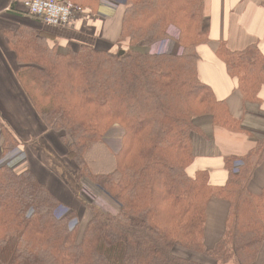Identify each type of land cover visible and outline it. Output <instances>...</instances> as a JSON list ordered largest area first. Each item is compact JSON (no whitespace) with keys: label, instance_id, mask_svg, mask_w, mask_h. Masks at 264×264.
Here are the masks:
<instances>
[{"label":"trees","instance_id":"1","mask_svg":"<svg viewBox=\"0 0 264 264\" xmlns=\"http://www.w3.org/2000/svg\"><path fill=\"white\" fill-rule=\"evenodd\" d=\"M98 13L101 0H68ZM204 0H125L118 50L90 45L63 50L50 34L21 26L6 35L16 77L67 159L120 206L117 214L75 209L28 168L0 164V264H257L264 249V188L250 184L264 164V137L243 157L225 159L228 179L211 185L206 171L190 175L198 120L241 133L242 122L200 76ZM178 31L180 55L152 54ZM244 104L264 105V54L257 44L217 50ZM2 158L23 143L2 123ZM123 131L119 150L106 138ZM114 132L109 136H113ZM81 187V184H80ZM81 189V188H80ZM229 204L223 237L206 243L212 199ZM177 250L190 253L184 257Z\"/></svg>","mask_w":264,"mask_h":264},{"label":"crops","instance_id":"2","mask_svg":"<svg viewBox=\"0 0 264 264\" xmlns=\"http://www.w3.org/2000/svg\"><path fill=\"white\" fill-rule=\"evenodd\" d=\"M23 1L0 0V125L3 123L23 143L2 158L4 138L0 127V164L16 169L28 167L60 197L64 206L77 211L80 221L83 216L88 221L91 215L81 202L93 204L82 197L80 191L83 188L92 191L95 186H90L85 180L78 183V173L73 176L74 179L72 177L73 180L64 177V170L58 159L61 163L64 161L57 157L55 150L70 163L67 151H62L64 146L60 139L47 129L24 94L16 77V57L6 33L28 26L55 37L63 50L71 46L90 45L99 51L114 52L118 49L125 0H101L102 9L98 13L81 11L65 27L47 26L41 19L29 14ZM203 26L210 42L200 49V76L214 89L218 99L228 104L231 114L242 122L243 131L231 133L214 127L208 118L198 120L197 124L204 137L195 135L196 160L189 173L194 176L197 172L206 171L211 185L221 187L228 179L225 159L245 156L254 148L255 142L264 137V105L244 104L238 84L228 76L225 65L217 57V50L222 43H226L232 51H242L257 44L264 54V0H204ZM177 38L178 32L177 36L174 33V38L172 36L153 46L151 52L181 53ZM61 40L67 41L66 44ZM261 95L264 99V89ZM113 132L111 147L119 150L123 131L115 128L111 131ZM75 169L78 172L76 166ZM263 188L264 164L256 170L250 191L259 195ZM98 194L97 201L101 203L96 202L95 205L116 210V206L102 193ZM228 213L227 202L212 199L208 207L206 227V243L211 247L223 237ZM260 263L264 264V249L257 264Z\"/></svg>","mask_w":264,"mask_h":264},{"label":"built area","instance_id":"3","mask_svg":"<svg viewBox=\"0 0 264 264\" xmlns=\"http://www.w3.org/2000/svg\"><path fill=\"white\" fill-rule=\"evenodd\" d=\"M23 5L29 14L41 19L50 27L67 26L81 13V10L68 0H24ZM105 6L111 7L106 4Z\"/></svg>","mask_w":264,"mask_h":264},{"label":"rangeland","instance_id":"4","mask_svg":"<svg viewBox=\"0 0 264 264\" xmlns=\"http://www.w3.org/2000/svg\"><path fill=\"white\" fill-rule=\"evenodd\" d=\"M65 27V26H64ZM173 31H172V36H173V38H174V33H175V35L177 36V30H175V29H172ZM179 36V35H178ZM178 39V38H177ZM60 42H64L65 44H66V42L67 41H64V40H61ZM118 50V49H117ZM116 50V51H117ZM152 54H154L153 52H151ZM181 53H182V51H181ZM181 53H179V54H176V55H180ZM171 54H174V53H170V55ZM16 137H18L19 138V136H16ZM57 137H58V139H59V136L57 135ZM106 142H107V144L111 147L112 146V144L111 143H113V140H112V138L110 137V136H108L107 138H106ZM62 151H66L65 150V148L64 147H62ZM55 153H56V155H57V157L58 158H60V159H62L63 161H64V163H61V161L58 159V162L62 165V168H63V170H64V177L65 178H67L68 180H73L74 179V177L73 176H76L77 175V170L75 169V165L72 163L71 165H70V163L68 162L67 163V160H66V158H65V156H63L62 154H58L57 152H56V150H55ZM65 164V165H64ZM72 177H73V179H72ZM85 181H87V180H85ZM86 183H88L90 186H92L93 187V185L90 183V182H86ZM81 188V187H80ZM93 191H97L98 193H102V195L108 200V201H110L113 205H115L116 206V210H110V209H106V208H102V207H98L97 206V204H99V203H101V202H98L97 200H98V195L96 194V193H94ZM81 194H82V197H84L86 200H88L89 201V203L90 204H93L94 206H96V207H98L99 209H101L102 211H104V212H106V213H112V214H117L118 212H119V210H120V206L117 204V203H115V202H113L100 188H98V187H93V190L92 191H89L88 189H86V188H83V189H81ZM97 202V204L95 205L94 203H96ZM106 205V204H105ZM86 220V217L85 216H83L82 217V221H81V224L82 225H84L85 224V221ZM208 245V244H207ZM209 247H211L210 245H208ZM178 255H180V256H184V257H187V256H190V253H188V252H186V251H183V250H177V252H176ZM261 264V263H260Z\"/></svg>","mask_w":264,"mask_h":264}]
</instances>
